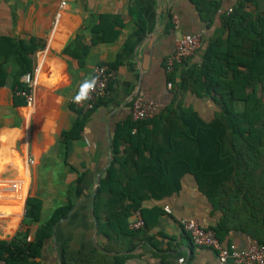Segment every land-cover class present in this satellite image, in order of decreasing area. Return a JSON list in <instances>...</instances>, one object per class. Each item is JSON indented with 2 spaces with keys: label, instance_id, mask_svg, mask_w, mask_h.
Wrapping results in <instances>:
<instances>
[{
  "label": "crops",
  "instance_id": "obj_1",
  "mask_svg": "<svg viewBox=\"0 0 264 264\" xmlns=\"http://www.w3.org/2000/svg\"><path fill=\"white\" fill-rule=\"evenodd\" d=\"M241 3L246 13L264 17V0H67L64 8L58 0H0V242L26 232L27 240H33L53 210L70 202L71 210L52 227L34 262L61 264L67 249L125 256L122 264H231L221 263L210 249L195 247L179 225L180 219H194L215 233L222 218L192 174L181 177L177 192L143 203L139 212L145 228L130 252L104 250L106 239L97 233L91 195L110 164L113 134L128 119L134 95L156 104L154 116L176 107L178 100L166 81L172 70L165 67L175 41L202 34L200 47L177 69L198 66L207 42L225 36L222 20ZM32 40L44 45L28 56L9 47V42L18 46ZM70 43L88 49L81 67L71 50L63 53ZM25 57L33 73L31 106L10 87L14 79L23 85L20 60ZM97 65L112 67L110 96L89 112L78 139L66 149L60 134L76 122L73 97ZM180 97L183 107L201 116L215 111L205 100ZM29 198L41 207L38 223L25 226ZM215 235L226 249L257 246L238 230Z\"/></svg>",
  "mask_w": 264,
  "mask_h": 264
},
{
  "label": "trees",
  "instance_id": "obj_2",
  "mask_svg": "<svg viewBox=\"0 0 264 264\" xmlns=\"http://www.w3.org/2000/svg\"><path fill=\"white\" fill-rule=\"evenodd\" d=\"M244 8L239 4L222 20L225 36L207 42L198 66L178 70L176 65L167 72L166 81L178 100L176 107L146 121L134 122L128 117L117 126L111 140V161L100 178L93 207L97 233L106 239L104 250L115 254L132 251L137 233L145 228H128L132 213L140 211L148 199L161 200L177 192L186 173L194 176L200 191L221 212L216 234L238 230L264 248V17H254ZM43 45L38 40L18 46L9 42L10 49L24 50L26 56ZM68 51L81 67L88 49L70 43L63 53ZM20 66L19 77L32 70L26 57ZM12 81L13 92L26 89L19 79ZM3 83L0 79V85ZM187 94L205 100L215 111L205 117L183 107L177 97L185 99ZM98 104L101 101L95 107ZM129 107L130 103L128 112ZM72 111L76 122L60 134L66 149L69 141L78 139L90 112ZM40 207L38 200L27 199L25 226L38 223ZM71 208L69 202L54 209L31 241L26 232L9 243L0 242V260L38 264L34 260L50 238L52 227ZM125 258L66 249L60 262L122 264Z\"/></svg>",
  "mask_w": 264,
  "mask_h": 264
},
{
  "label": "built area",
  "instance_id": "obj_3",
  "mask_svg": "<svg viewBox=\"0 0 264 264\" xmlns=\"http://www.w3.org/2000/svg\"><path fill=\"white\" fill-rule=\"evenodd\" d=\"M58 3L59 8H64L67 0H58ZM228 12H231V9ZM201 42V33L185 35L177 39L173 52L165 60V67L171 71L174 66L181 65L200 47ZM91 79H94L95 83L94 87L89 91L88 99L79 103L73 100L75 109L91 111L96 103L109 98L110 84L114 80V73L105 66L97 65L92 69L89 80ZM20 82L26 89L15 91V95L21 97L25 105L31 106L34 102L33 73L24 74ZM156 110L157 106L155 103L137 95L130 103L129 117L134 122L146 121L154 116ZM132 218L133 221L128 226L130 230L136 231L144 226L139 210L132 213ZM179 225L195 247L212 250L217 254V258L221 263L264 264V248L262 246H251L245 251H239L233 246L226 249L220 243L213 230L203 228L196 220L180 219ZM179 262H183L182 259ZM0 264H5V262L0 260Z\"/></svg>",
  "mask_w": 264,
  "mask_h": 264
},
{
  "label": "clouds",
  "instance_id": "obj_4",
  "mask_svg": "<svg viewBox=\"0 0 264 264\" xmlns=\"http://www.w3.org/2000/svg\"><path fill=\"white\" fill-rule=\"evenodd\" d=\"M94 79H85L79 86V89L75 96L73 97V100L77 103L85 101L88 99L89 91L94 87Z\"/></svg>",
  "mask_w": 264,
  "mask_h": 264
},
{
  "label": "water",
  "instance_id": "obj_5",
  "mask_svg": "<svg viewBox=\"0 0 264 264\" xmlns=\"http://www.w3.org/2000/svg\"><path fill=\"white\" fill-rule=\"evenodd\" d=\"M138 94L136 93L135 95H134V97L135 96H137ZM98 182H99V180L97 179V181H96V185L94 186V188H93V192H92V195H91V200H92V216H93V206H94V201H95V197H96V194H97V188H98Z\"/></svg>",
  "mask_w": 264,
  "mask_h": 264
}]
</instances>
